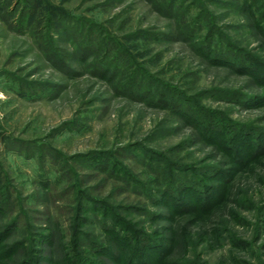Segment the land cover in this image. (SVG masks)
Listing matches in <instances>:
<instances>
[{
  "label": "rangeland",
  "instance_id": "374dc122",
  "mask_svg": "<svg viewBox=\"0 0 264 264\" xmlns=\"http://www.w3.org/2000/svg\"><path fill=\"white\" fill-rule=\"evenodd\" d=\"M163 1L0 0V233L13 227L0 264L30 257L33 264H80L76 258L87 254L112 264L87 252L94 241L112 243L103 211L76 218L87 201L149 232L170 249L165 264H264V155H249L264 142V77L239 64L249 56L264 62V33L244 0H198L193 14L208 13L223 36L215 46L226 51L206 56L197 40L179 35ZM73 28L99 49L107 45L106 63L118 58L193 98L204 117L222 119L221 135L209 139V128L126 94V75H100L103 50L77 54ZM226 39L235 48L227 49ZM102 153L117 162L114 176L78 160ZM185 168L226 196L221 206L205 215L173 211L159 190L175 178L172 170L183 175ZM77 223L85 236L79 241ZM51 231L54 246L44 237Z\"/></svg>",
  "mask_w": 264,
  "mask_h": 264
},
{
  "label": "trees",
  "instance_id": "16d2710c",
  "mask_svg": "<svg viewBox=\"0 0 264 264\" xmlns=\"http://www.w3.org/2000/svg\"><path fill=\"white\" fill-rule=\"evenodd\" d=\"M187 2H189V0H164L161 6L166 10H169L170 14L179 23V35L181 37L184 36L185 38L188 37L192 41L197 40V45H199L198 48L204 52L206 51V56L207 54L209 55V53H214L215 55L226 54V51L215 46V42L219 46L221 43L220 38H223V36L220 34V31L216 30L215 25H213V23L208 20V13L204 14L206 13L204 12L205 10L199 9L197 14L194 15L193 10H198L199 8L198 0H191L190 3ZM244 2L250 12L256 18L259 29H261V31L264 33V2L259 3V0H255V2L252 0H244ZM58 21L59 28L61 30L65 29L68 32L69 27L67 28V25L64 24V21H62V19H58ZM73 30L74 31L72 33L68 34H71V38L77 40L75 43V51L77 54H80L82 59H84L90 54V52L99 56L100 52L103 50V58L98 61L100 75L105 76V78L109 80H117L126 75V83H123V91L126 94L136 96L141 100L148 99L149 101H152L163 108L183 114L185 118L192 120L199 127H201L200 125H203L206 127V129L209 128L207 135L209 139H215L221 135L217 134L221 128L220 124L222 123V119H219L218 117L211 119L208 114L207 115L209 117H204L201 107L199 105L195 106L196 103H194L193 98L187 97L182 92L172 91L170 88L164 85L161 86L159 82H156L155 80L154 82L151 79L152 77L150 78L149 75L147 76L140 73V71L136 68L128 69V67H122L120 64L121 61L118 58L111 63H106L105 57L108 50L107 45L105 44L103 49H99L100 45H98L94 39H89L88 37L90 36L78 33V29L73 28ZM217 37L219 38L218 40H216ZM223 44L227 45V49H230V47L235 48L228 39H226ZM121 52L122 50L118 49L114 57H118ZM247 58L248 61L242 60L239 64L241 66H243V64L248 65L259 78L264 77V62L259 61V59H256V57L253 58L249 56ZM111 60L112 59H109V61ZM56 62L62 66L61 60L58 59ZM248 70L251 69L248 68ZM151 83L155 84L151 85ZM156 83L158 85H156ZM192 103H194L195 107H192ZM228 134L231 135V131H229ZM255 148L256 149L249 155L253 156L254 158H259L264 155V142H257ZM231 149L236 152H239L240 150L234 147H231ZM237 159L242 161L240 157ZM78 160H80V162H86V164H88L93 170L97 172L114 176L113 174L115 173V169L113 167H115L117 162L112 163L110 153L79 155ZM187 169L189 168H185L183 170V175H179L180 172L176 174L175 171H171L175 178H170L164 183L163 188L159 190L161 196H166V200L172 201L171 204L174 208L173 211L176 213L205 215L213 212L216 210V208L222 205V202L225 201L226 196L224 194H220L217 187L204 182L201 177L200 179L197 178L196 175ZM212 173L215 174V172ZM219 174L222 175V173ZM120 175H117V177H120ZM218 193L220 199H218L219 197L214 199ZM188 196H191L190 199H188ZM88 202L89 201H87V203L79 204L76 218L80 221L82 220L81 222H83L85 220L84 216H86V210L88 211L92 208L94 209L95 214L99 213L98 210L103 211V218L106 221L108 219L111 220L108 223L109 226L106 227V231H108L112 243L105 245L101 242L99 243L94 241L89 245V250L87 252L94 251L98 252V254H103L105 255L106 263L110 262L112 264H165L166 259H164L163 255L168 253L170 249L163 248L162 245H156L155 239L149 235V232H146L142 229H136L128 221L121 219L118 212L114 208L111 209L110 207L103 206V209H97L95 206L89 207ZM3 208L1 209L0 205V214L4 210ZM79 224L80 223H77L74 225V227H72L73 234L75 235L74 238L78 241L81 240L82 237H85L84 233L79 229ZM105 224H107V222H105ZM16 226L17 225H14V228ZM12 230L13 227L9 225L1 231L0 245L4 239H6L12 233ZM54 236V232L52 231L51 234L44 236L46 243L51 246L56 245L57 242L55 241ZM20 246L21 245L18 247L14 246L3 248H6L7 253L14 254L18 252L17 249L20 248ZM157 250H159V252H157L158 255L156 256L157 260L155 263H151L149 259L152 257V253ZM38 252H41L42 255L45 253L43 250ZM45 254L48 255V253ZM33 260L34 258L30 257L29 259L20 262V264H33ZM39 260L41 261V256ZM76 261L80 264H104V262H99L91 255L88 256V254L87 256L83 255L79 259L77 257ZM35 263L38 264L39 262L35 260ZM73 263H75V261Z\"/></svg>",
  "mask_w": 264,
  "mask_h": 264
}]
</instances>
